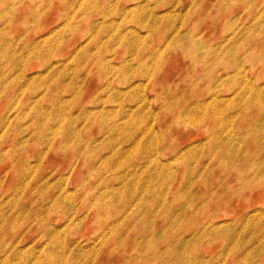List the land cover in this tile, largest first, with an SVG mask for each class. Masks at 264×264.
Listing matches in <instances>:
<instances>
[{
  "label": "rangeland",
  "instance_id": "1",
  "mask_svg": "<svg viewBox=\"0 0 264 264\" xmlns=\"http://www.w3.org/2000/svg\"><path fill=\"white\" fill-rule=\"evenodd\" d=\"M0 264H264V0H0Z\"/></svg>",
  "mask_w": 264,
  "mask_h": 264
}]
</instances>
